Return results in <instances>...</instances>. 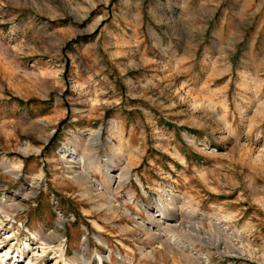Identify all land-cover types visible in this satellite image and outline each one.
<instances>
[{"label":"rangeland","instance_id":"374dc122","mask_svg":"<svg viewBox=\"0 0 264 264\" xmlns=\"http://www.w3.org/2000/svg\"><path fill=\"white\" fill-rule=\"evenodd\" d=\"M0 199V264H264V0H0Z\"/></svg>","mask_w":264,"mask_h":264},{"label":"bare ground","instance_id":"6f19581e","mask_svg":"<svg viewBox=\"0 0 264 264\" xmlns=\"http://www.w3.org/2000/svg\"><path fill=\"white\" fill-rule=\"evenodd\" d=\"M98 145H99V133H94L93 135H91V137L87 141V144L84 146L80 160L81 161H84V160L89 161L91 164H94L96 161L95 147H97ZM104 167H105V170L107 172V174L105 176L107 177V180H109L110 179L108 176L109 171H110V169H113L115 167L110 158L106 161V163L104 164ZM87 168H88V166H87ZM97 169H98V167H97ZM127 170H128L127 167H123L122 170H120V174L118 176V183L119 184L127 181V179H128V171ZM77 179L81 182V184L83 186H86L87 184H89L88 182H85V176L83 175L82 172L77 175ZM18 208H19L18 205L13 204V203L9 202L8 200L0 199V210L10 211L11 209H18ZM109 210L112 211V205L110 203H109ZM157 217H159V216H157ZM183 218L184 217L177 216V214L173 213L172 211L167 215L162 214L161 219H163L165 222L168 221L169 223H167L163 226L160 225V227H159L160 232L157 233V235L155 236V239L159 241L161 246L168 248V250L170 249V247L171 248L172 247H179L180 245H182L181 243L184 242V240H191L192 239L191 235L189 234L190 230L194 233H197V234L200 233V231L196 227L194 228L193 226L192 227L188 226V230H187L186 229L187 225L184 226L185 221ZM59 226H60V224H59ZM147 232L150 233L149 231H147ZM166 233L168 235H165ZM49 238L52 240L53 239L54 240L60 239L59 236L54 231L49 234ZM87 250H88V246L85 248H82L79 255L76 254L77 264H103V260L101 257H99V259L97 261H92L91 259H89L87 256ZM60 257H63V252L60 254ZM148 257H150V256H148ZM189 260H190L191 264H196V262L193 261V259H189Z\"/></svg>","mask_w":264,"mask_h":264}]
</instances>
